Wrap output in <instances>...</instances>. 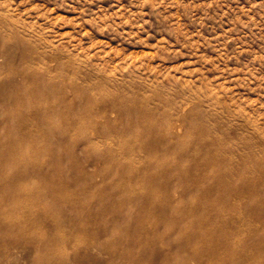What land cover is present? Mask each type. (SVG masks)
<instances>
[{
	"label": "rangeland",
	"instance_id": "obj_1",
	"mask_svg": "<svg viewBox=\"0 0 264 264\" xmlns=\"http://www.w3.org/2000/svg\"><path fill=\"white\" fill-rule=\"evenodd\" d=\"M0 57V264H264V0H0Z\"/></svg>",
	"mask_w": 264,
	"mask_h": 264
},
{
	"label": "bare ground",
	"instance_id": "obj_2",
	"mask_svg": "<svg viewBox=\"0 0 264 264\" xmlns=\"http://www.w3.org/2000/svg\"><path fill=\"white\" fill-rule=\"evenodd\" d=\"M11 46H13V44ZM17 46H16V48H18ZM1 56H3V54H1ZM3 57H5V56H3ZM22 76L26 80H29V78H31L30 80H36L38 78V75H37V73L35 72L34 69H27V70H25L23 72ZM3 77H4L3 76V73L0 71V82H3L4 83L5 82V78L3 79ZM3 83H2V87L0 89L4 88L6 86V85L3 86ZM59 95L61 97H64V98L67 96L66 91L61 92ZM3 102L4 103L18 104V105H21V106H23V105L26 104L25 98L22 96L21 92H18V90L9 92L8 95L4 98V101ZM36 114H38V109L37 108H34L33 113L30 114V116H33V118H35ZM26 115L28 116V114L26 113V110L25 109L22 110V111H20V112H18V116H19L20 120L23 121V122H25V121L28 120L27 117H26ZM37 117H38V115H37ZM225 160L227 161V159H225ZM261 176H262V174H261ZM246 185H248V184H246ZM9 221H10L9 219H5V218L2 217V218H0V225L6 226Z\"/></svg>",
	"mask_w": 264,
	"mask_h": 264
}]
</instances>
